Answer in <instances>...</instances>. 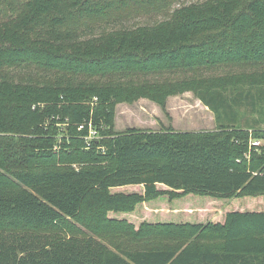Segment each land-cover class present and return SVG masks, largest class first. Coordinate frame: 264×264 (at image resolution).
<instances>
[{"label": "trees", "instance_id": "1", "mask_svg": "<svg viewBox=\"0 0 264 264\" xmlns=\"http://www.w3.org/2000/svg\"><path fill=\"white\" fill-rule=\"evenodd\" d=\"M171 1L0 0V264H264V145L248 147L264 141V0L98 30ZM35 69L51 77L16 74ZM185 91L216 130H115L118 103L147 98L167 113ZM191 195L250 205L209 222L172 207L179 221L121 218Z\"/></svg>", "mask_w": 264, "mask_h": 264}, {"label": "rangeland", "instance_id": "2", "mask_svg": "<svg viewBox=\"0 0 264 264\" xmlns=\"http://www.w3.org/2000/svg\"><path fill=\"white\" fill-rule=\"evenodd\" d=\"M205 1L206 0H172L170 6L162 13H151L124 23L105 22L100 25L101 29L98 30H116L122 28H134L140 25H154L160 21L168 19L172 12L176 9L190 5L192 3H203ZM4 16V14H1L0 19L4 18ZM99 31L96 30V33L94 34H97ZM87 35L90 36L91 34L87 32ZM16 74L23 78H34L35 80H43L45 78L51 77L50 74L45 73L40 69L17 72ZM166 105L167 113H165L156 102L147 98H141L134 102L118 103L115 107V130L117 132H122L127 128H139L149 131H159L163 128L167 129L171 127L175 131L179 132H199L214 131L217 128L214 114L202 104L193 91H185L183 93L168 97ZM62 127L63 124H60L59 128ZM95 140L97 139H92V141ZM263 145L264 141L262 140L255 141L250 139L248 147L250 151L254 150V152L258 153L259 148H261ZM100 146L102 145L100 144ZM90 148H87V150ZM95 151L103 154L100 149H95ZM244 158L247 162H250L251 154L247 153ZM238 162L241 163L242 161L238 160ZM73 167L77 168L78 166L73 165ZM138 190L140 191L141 189L138 188ZM188 198H190L188 201L185 200L180 203H173L169 201L167 197L161 198L156 202L147 203L140 209L136 210L133 214L121 216V218H127L129 221L135 224V226H139V224L144 221L152 223L179 221V214L175 215L172 213V208H190L191 212L188 220L209 222L212 220H217L216 218L219 219L225 216L227 210L229 211L230 209H239V204H244V208L241 210H245V207L250 205L248 201H240L241 203L237 202L235 205L233 201L215 202L213 200V202L211 200L210 202H206V199L194 195L188 196ZM184 203L190 206L188 207L184 205ZM232 204L233 207H231ZM215 209H218V211L215 212ZM185 212L187 213V211ZM110 216H115L117 218L120 215L110 214ZM72 223L80 230L87 231L86 228L79 223L75 221H72ZM162 246L164 247L165 245L162 244Z\"/></svg>", "mask_w": 264, "mask_h": 264}, {"label": "built area", "instance_id": "3", "mask_svg": "<svg viewBox=\"0 0 264 264\" xmlns=\"http://www.w3.org/2000/svg\"><path fill=\"white\" fill-rule=\"evenodd\" d=\"M82 128H83V126H80V127H79L80 130H81ZM94 138L98 139L99 137H98V135H97V132L91 127V128H90V131H89V136L87 137V141H86V143H87V148L92 147V146H91V143L93 142L92 139H94Z\"/></svg>", "mask_w": 264, "mask_h": 264}]
</instances>
